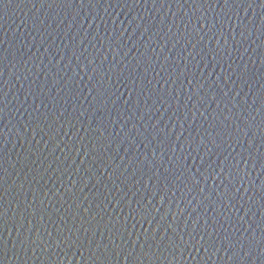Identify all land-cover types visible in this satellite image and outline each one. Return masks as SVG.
Returning a JSON list of instances; mask_svg holds the SVG:
<instances>
[{
	"label": "water",
	"instance_id": "obj_1",
	"mask_svg": "<svg viewBox=\"0 0 264 264\" xmlns=\"http://www.w3.org/2000/svg\"><path fill=\"white\" fill-rule=\"evenodd\" d=\"M0 178V264H264V0H0Z\"/></svg>",
	"mask_w": 264,
	"mask_h": 264
},
{
	"label": "snow or ice",
	"instance_id": "obj_2",
	"mask_svg": "<svg viewBox=\"0 0 264 264\" xmlns=\"http://www.w3.org/2000/svg\"><path fill=\"white\" fill-rule=\"evenodd\" d=\"M224 163H226V161ZM0 179H2V178H0ZM49 236H51V233H49ZM27 243H28V241H26V240H21L19 242V244H23L25 247H27ZM245 255H247V253H245Z\"/></svg>",
	"mask_w": 264,
	"mask_h": 264
}]
</instances>
